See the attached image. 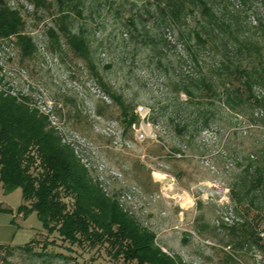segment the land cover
<instances>
[{"label":"rangeland","instance_id":"374dc122","mask_svg":"<svg viewBox=\"0 0 264 264\" xmlns=\"http://www.w3.org/2000/svg\"><path fill=\"white\" fill-rule=\"evenodd\" d=\"M6 1L34 48L0 39V89L45 114L92 181L182 264H264V243L239 231L259 203L238 202L248 159L264 150V106L245 96L231 106L199 84L212 78L222 92L220 73L236 63L264 75V0H202L210 12L185 0L175 19L165 0ZM72 34L87 48L76 51ZM23 203L20 188L0 184L10 207L0 222L14 231L0 264H133L107 243L46 232L34 211L19 212Z\"/></svg>","mask_w":264,"mask_h":264},{"label":"trees","instance_id":"16d2710c","mask_svg":"<svg viewBox=\"0 0 264 264\" xmlns=\"http://www.w3.org/2000/svg\"><path fill=\"white\" fill-rule=\"evenodd\" d=\"M183 1L185 0H165L162 11L166 8L170 17L175 19L183 9ZM198 1L204 6L205 12H210L204 1ZM58 2L63 4L64 0ZM23 29L24 21L19 11L11 8L6 0H0V39L15 36L26 54L27 51H33L34 44ZM71 36V43L73 41L76 51L87 48L83 37L75 34ZM196 37L200 39L197 33ZM233 67L232 70L220 73V77L223 75L219 77L222 92H217L214 80L206 77L199 79L201 90L204 88L212 95L220 93L222 100L231 106L239 104L245 96L253 106L263 107L264 96L257 94L255 88L264 90V75L259 71H249L240 63ZM195 84L200 90L198 83ZM185 86L183 83L181 88L192 97L193 92ZM123 113L128 117L125 109ZM135 118L136 115L132 113L125 120L131 125ZM255 158L248 159L249 163L244 171L246 178L238 189L239 193L242 192L238 202H242L243 197L250 196V202H258L259 211L262 212L264 150L258 160ZM0 184L5 192L20 188L24 203L19 212L27 214L34 211L46 232L54 233L70 244L107 243L114 249L113 257H121L125 262L133 264H182L180 259L166 253L156 244L153 232L136 223L118 201L106 195L92 181L74 150L63 142L45 114L31 107L24 98L2 89ZM232 194L237 195V191L232 190ZM260 226H263V220L257 215L253 218V228L247 225L239 227L240 236L248 235L252 242L258 243L257 230ZM230 230L234 232L233 228Z\"/></svg>","mask_w":264,"mask_h":264},{"label":"crops","instance_id":"0c3cea01","mask_svg":"<svg viewBox=\"0 0 264 264\" xmlns=\"http://www.w3.org/2000/svg\"><path fill=\"white\" fill-rule=\"evenodd\" d=\"M9 208L10 207L7 205L2 206V204H0V210H9ZM19 215H21V213ZM11 226L0 222V247H11L10 244H8V241L14 238V231L10 228Z\"/></svg>","mask_w":264,"mask_h":264},{"label":"built area","instance_id":"2783aa9c","mask_svg":"<svg viewBox=\"0 0 264 264\" xmlns=\"http://www.w3.org/2000/svg\"><path fill=\"white\" fill-rule=\"evenodd\" d=\"M148 110L145 109L143 106H138L136 109V113L138 114H147ZM136 136L138 139L142 140L144 138V132L142 130H139L136 132ZM260 216L263 220V226H260L257 230V235L259 239L264 243V210L260 212Z\"/></svg>","mask_w":264,"mask_h":264}]
</instances>
